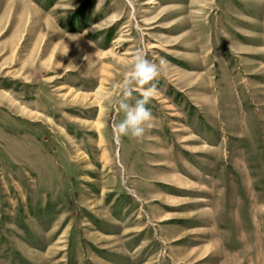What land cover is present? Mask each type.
I'll list each match as a JSON object with an SVG mask.
<instances>
[{"label":"rangeland","instance_id":"obj_1","mask_svg":"<svg viewBox=\"0 0 264 264\" xmlns=\"http://www.w3.org/2000/svg\"><path fill=\"white\" fill-rule=\"evenodd\" d=\"M147 1L0 0V264H264V0Z\"/></svg>","mask_w":264,"mask_h":264},{"label":"clouds","instance_id":"obj_2","mask_svg":"<svg viewBox=\"0 0 264 264\" xmlns=\"http://www.w3.org/2000/svg\"><path fill=\"white\" fill-rule=\"evenodd\" d=\"M160 64L149 60L143 51H137L131 63V70L120 85V98L116 108L123 113V119L113 125V131L117 137H129L142 140L146 131L153 124L154 116L148 107L155 97L157 88L154 81L160 75ZM134 93L139 98L134 103H129Z\"/></svg>","mask_w":264,"mask_h":264},{"label":"crops","instance_id":"obj_3","mask_svg":"<svg viewBox=\"0 0 264 264\" xmlns=\"http://www.w3.org/2000/svg\"><path fill=\"white\" fill-rule=\"evenodd\" d=\"M18 1H20L22 4L27 3L26 0H10L9 3L11 4V6H10V5H8V6H10V8H14V5H15L16 2H18ZM27 4H28V3H27ZM25 8H27V5H26ZM22 16H23V13H22ZM24 16H25V14H24Z\"/></svg>","mask_w":264,"mask_h":264},{"label":"bare ground","instance_id":"obj_4","mask_svg":"<svg viewBox=\"0 0 264 264\" xmlns=\"http://www.w3.org/2000/svg\"><path fill=\"white\" fill-rule=\"evenodd\" d=\"M153 2H151L150 0L146 2L145 6L146 5H149V4H152ZM23 11V10H22ZM28 14V13H27Z\"/></svg>","mask_w":264,"mask_h":264}]
</instances>
